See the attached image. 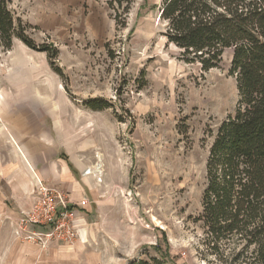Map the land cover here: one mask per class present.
I'll use <instances>...</instances> for the list:
<instances>
[{
    "label": "rangeland",
    "instance_id": "rangeland-1",
    "mask_svg": "<svg viewBox=\"0 0 264 264\" xmlns=\"http://www.w3.org/2000/svg\"><path fill=\"white\" fill-rule=\"evenodd\" d=\"M161 3L134 0L120 26L108 0L10 3L36 42L60 53L53 59L19 39L11 49L0 45V132H9L7 118L50 126L60 151L95 183L86 205L89 240L56 257L47 248L40 264H129L147 250L155 254L147 247L154 244L169 251L172 264L230 262L205 244L199 217L210 147L239 99L232 50L209 70L185 62L163 35ZM94 98L112 106L93 110L85 102ZM240 248L231 243L223 251L232 256Z\"/></svg>",
    "mask_w": 264,
    "mask_h": 264
},
{
    "label": "trees",
    "instance_id": "trees-1",
    "mask_svg": "<svg viewBox=\"0 0 264 264\" xmlns=\"http://www.w3.org/2000/svg\"><path fill=\"white\" fill-rule=\"evenodd\" d=\"M12 0H0V45L11 49L15 39L30 48L47 51L53 59L60 51L38 44L29 25L16 17ZM134 0H108L116 25ZM163 35L181 50V58L204 70L219 67L232 50L229 74L235 76L239 99L233 114L220 124L210 147L207 184L199 217L206 228L205 244L228 264H264V0H162ZM54 70L61 68L51 62ZM93 110L111 107L104 99H89ZM241 246L232 256L226 244ZM145 256L129 264H172L169 251L159 244L147 246Z\"/></svg>",
    "mask_w": 264,
    "mask_h": 264
},
{
    "label": "crops",
    "instance_id": "crops-1",
    "mask_svg": "<svg viewBox=\"0 0 264 264\" xmlns=\"http://www.w3.org/2000/svg\"><path fill=\"white\" fill-rule=\"evenodd\" d=\"M24 118H15L16 122L7 118L8 124L3 126L9 132H0V264H13V260L40 264L48 258L40 246L21 242L14 233L21 211L35 201L33 191L39 180L48 186L62 187L75 203L89 198L95 187L92 176L84 174L75 157L60 151V144L52 135L50 126L28 122ZM89 206L82 208V238L76 246L88 241L92 234V209ZM73 247L53 242L47 251L56 257L60 250ZM29 250L34 251L31 260ZM15 251L18 254L11 259Z\"/></svg>",
    "mask_w": 264,
    "mask_h": 264
},
{
    "label": "built area",
    "instance_id": "built-area-1",
    "mask_svg": "<svg viewBox=\"0 0 264 264\" xmlns=\"http://www.w3.org/2000/svg\"><path fill=\"white\" fill-rule=\"evenodd\" d=\"M84 174L91 172L86 170ZM33 204L21 211L14 229L17 238L31 242L45 250L53 242L74 244L81 237L84 215L82 208L87 199L73 202L60 186H48L42 181L35 184Z\"/></svg>",
    "mask_w": 264,
    "mask_h": 264
},
{
    "label": "bare ground",
    "instance_id": "bare-ground-1",
    "mask_svg": "<svg viewBox=\"0 0 264 264\" xmlns=\"http://www.w3.org/2000/svg\"><path fill=\"white\" fill-rule=\"evenodd\" d=\"M100 166H98V168H97V172L99 173L100 172V168H99ZM96 172V171H95Z\"/></svg>",
    "mask_w": 264,
    "mask_h": 264
}]
</instances>
